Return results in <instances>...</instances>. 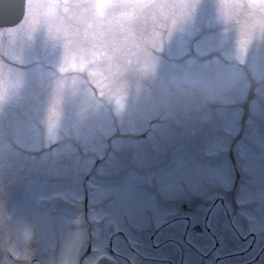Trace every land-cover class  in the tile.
Returning <instances> with one entry per match:
<instances>
[{
	"label": "clouds",
	"instance_id": "9594fccd",
	"mask_svg": "<svg viewBox=\"0 0 264 264\" xmlns=\"http://www.w3.org/2000/svg\"><path fill=\"white\" fill-rule=\"evenodd\" d=\"M15 7L0 17V264H198L145 237L184 226L161 201L223 200L237 171L236 207L213 213L264 250V0Z\"/></svg>",
	"mask_w": 264,
	"mask_h": 264
},
{
	"label": "rangeland",
	"instance_id": "374dc122",
	"mask_svg": "<svg viewBox=\"0 0 264 264\" xmlns=\"http://www.w3.org/2000/svg\"><path fill=\"white\" fill-rule=\"evenodd\" d=\"M243 183L241 173L237 171L235 187L223 200L193 197L179 202L161 201V210L176 212L173 220L182 219L184 226L182 229H169L165 226L162 231L147 234L145 239L153 244L154 249L163 241L169 246L168 251L173 257H191L198 264H264V250L251 237L240 234L233 217L213 213L218 203L227 202L230 207L235 208L237 189ZM15 200L22 203L19 193ZM191 208H196L199 213H193ZM197 227H200L201 231L196 230ZM152 264H156V261Z\"/></svg>",
	"mask_w": 264,
	"mask_h": 264
},
{
	"label": "water",
	"instance_id": "95a60500",
	"mask_svg": "<svg viewBox=\"0 0 264 264\" xmlns=\"http://www.w3.org/2000/svg\"><path fill=\"white\" fill-rule=\"evenodd\" d=\"M16 0H0V17L12 18L16 11Z\"/></svg>",
	"mask_w": 264,
	"mask_h": 264
},
{
	"label": "flooded vegetation",
	"instance_id": "af4514ba",
	"mask_svg": "<svg viewBox=\"0 0 264 264\" xmlns=\"http://www.w3.org/2000/svg\"><path fill=\"white\" fill-rule=\"evenodd\" d=\"M192 209V212L195 213V214H198L199 213V210H197L196 208H191ZM196 230H200V227H197Z\"/></svg>",
	"mask_w": 264,
	"mask_h": 264
}]
</instances>
